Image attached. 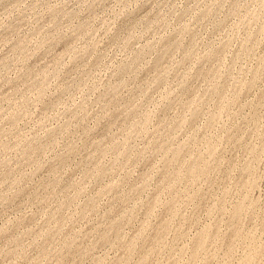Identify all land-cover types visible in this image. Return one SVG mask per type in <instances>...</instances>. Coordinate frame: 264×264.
I'll return each instance as SVG.
<instances>
[{
  "label": "rangeland",
  "instance_id": "374dc122",
  "mask_svg": "<svg viewBox=\"0 0 264 264\" xmlns=\"http://www.w3.org/2000/svg\"><path fill=\"white\" fill-rule=\"evenodd\" d=\"M262 8L264 0H0V264H264ZM158 145L181 161L163 163Z\"/></svg>",
  "mask_w": 264,
  "mask_h": 264
},
{
  "label": "bare ground",
  "instance_id": "6f19581e",
  "mask_svg": "<svg viewBox=\"0 0 264 264\" xmlns=\"http://www.w3.org/2000/svg\"><path fill=\"white\" fill-rule=\"evenodd\" d=\"M237 6H238V5H237ZM262 9H264V8H262ZM256 14H257V13H254V16H255ZM257 15H258V14H257ZM257 15H256V16H257ZM256 16H255V17H256ZM260 33H261V32H260ZM256 37H257V36H256ZM253 38H255V37L253 36ZM253 38H252V39H253ZM166 41H167V40H166ZM171 42H172V41H171ZM171 42H170V43H171ZM166 43H167V42H166ZM166 43H165V44H166ZM168 44H169V43H168ZM173 44L176 45V43H175V42L171 43L170 47H173L172 50H174V46H175V45L173 46ZM180 44H181V43H180ZM178 45H179V43H178ZM165 46L167 47L168 45H167V44L164 45V48H165ZM176 46H177V45H176ZM176 46H175V47H176ZM150 47H151V46H150ZM177 47H179V46H177ZM147 48H149V47H147ZM145 49H146V48H145ZM145 49L143 50L144 52H145ZM165 49H167V48H165ZM170 49H171V48H170ZM175 49H176V48H175ZM146 50H147V49H146ZM151 50H152V48H151ZM166 51H168V49H167ZM149 52H150V49H149ZM149 52H148V53H149ZM163 52H164V51H163ZM169 52H170V50L167 52V54H168ZM173 52H174V51H173ZM145 53H147V52H145ZM164 53H165V52H164ZM170 54H172V53L170 52ZM145 55H146V54H145ZM168 55H169V54H168ZM136 57H137V56H136ZM138 57H139V56H138ZM138 57H137V58H138ZM144 57H145V56H144ZM138 59H139V61H140V57H139ZM142 59H143V58H142ZM263 59H264V58H263ZM137 61H138V60L136 59V62H137ZM263 61H264V60H263ZM263 61H262V62H263ZM155 63H156V62H155ZM155 63H154V64H155ZM133 64H134V63H133ZM156 64H158V65H156L157 68H158L160 63H156ZM261 64L263 65L264 63H261ZM123 67H124V66H123ZM153 67H154V66H153ZM125 68H126V66L124 67V69H125ZM263 68H264V67H262V69H263ZM126 69H127V68H126ZM258 69H260V68H258ZM122 70H123V69H122ZM201 70H202V69H201ZM201 70H199V71H201ZM203 70H206V69L203 68ZM203 70H202L201 72H203ZM260 70H261V69H260ZM260 70H256V72H255L254 74H256L257 72L259 73ZM263 70H264V69H263ZM119 71H120V70H119ZM124 71H125V70H123L122 72H124ZM199 71H198V72H199ZM206 71H207V70H206ZM261 71H262V70H261ZM30 72H31V71H30ZM120 72H121V71H120ZM122 72H121V73H122ZM207 72H208V71H207ZM208 73H209V72H208ZM208 73H207V74H208ZM210 73H211V72H210ZM28 74H29V72H28ZM28 74H26V75L24 74V77L27 76ZM198 74H200V73H198ZM201 74H202V73H201ZM204 74H205V71H204ZM207 74H206V75H207ZM211 74H212V73H211ZM30 75H31V73H30ZM30 75H29V76H30ZM206 75H205V77L207 78L208 76H206ZM209 75H210V74H209ZM212 75H213V74H212ZM257 75H258V74H257ZM257 75H256V76H257ZM259 75H260V73H259ZM200 76H201V75H200ZM210 76H211V75H210ZM210 76H209V77H210ZM256 76L254 75V76L252 77V79H254V77L258 79V77H256ZM202 77H204V76H202ZM205 77H204V78H205ZM212 77H213V76H212ZM25 78H26V77H25ZM254 80H255V79H254ZM215 84H216V83H215ZM223 86L225 87V85L222 84V88H223ZM187 87H188V86H187ZM212 87L214 88V86H212ZM219 87L221 88V86H218V88H219ZM184 88H185V87H184ZM216 88H217V87H216ZM216 88H215V92H214V91H213V92L216 93V95H217V93H218V91L220 90V88L218 89V91H216ZM110 89H111V87H110ZM112 89H113V88H112ZM185 89H186V88H185ZM223 89H224V88H223ZM37 90H38V89H37ZM116 90H117V89H116ZM116 90L113 89L114 92H115ZM188 90H190V89H188ZM212 90H214V89H212ZM212 90H211L210 93H212ZM108 91H109V90H107V92H108ZM186 91H187V90H186ZM109 92H110V91H109ZM111 92H112V91H111ZM111 92H110V93H111ZM188 92H189V91H188ZM220 92H221V91H220ZM221 93H223V92H221ZM106 94H107V93H106ZM108 94H109V93H108ZM189 94H190V93H189ZM212 94H213V93H212ZM219 94H220V93H219ZM223 94H224V93H223ZM113 95H114V94H113ZM115 95H117V94H115ZM213 95H214V94H213ZM238 95H239V94H238ZM218 96H219V95H218ZM223 96H224V95H223ZM235 96H237V95H235ZM100 97L103 98V96H100ZM213 97H214V96H213ZM219 97H221V96H219ZM114 98H116V96H114L113 99H114ZM238 98H239V97L237 96V100H238ZM105 99H108V98H105ZM105 99H104V101H105ZM223 99H224V97H223ZM235 99H236V97H235ZM101 100H102V99H100V101H101ZM110 100H111V97H110ZM219 100H220L221 102H223L221 98H219L218 101H219ZM237 100H236V101H237ZM262 100H263V99H262ZM107 101H108V100H107ZM117 101H119V100H116V102H117ZM234 101H235V100H234ZM108 103H110V105L112 106L111 102H108ZM223 103H224V102H223ZM113 104H114V103H113ZM115 104H116V103H115ZM219 104H221V103H219ZM217 105H218V104H217ZM222 105H223V104H222ZM222 105H221L220 109H222ZM227 105H228V104H226V107H227ZM107 106H108V105H106V107H107ZM223 106H224V105H223ZM132 109H133V106H132ZM132 109H131V110H132ZM193 109L195 110V107H193ZM220 109H219V110H220ZM223 109H224V107H223ZM131 110H130V111H131ZM135 110H136V109H135ZM191 110H192V109H191ZM197 110H199L198 107H197L196 111H197ZM253 110H256V109H253ZM126 111H127V110H126ZM126 111H124V112H126ZM132 111H133V110H132ZM192 111H193V110H192ZM196 111H195V112H196ZM224 111H225V109H224ZM133 112H134V111H133ZM193 112H194V111H193ZM193 112H191V113H193ZM195 112H194L193 114H195ZM198 112H199V111H198ZM126 113H127V112H126ZM126 113H125V114H126ZM128 113L130 114V112H128ZM128 113H127L126 115H128ZM136 113H137V112H136ZM136 113H135V115H136ZM193 114H190V115H193ZM219 114H220V113H219ZM254 114H255V113H254ZM130 115H131V114H130ZM130 115H128V118H131V117H132V115H131V117H129ZM252 115H253V114H252ZM111 116H112V118L114 117V116L111 114V115H110V118H111ZM117 116H118V115H117ZM124 116H125V115H124ZM193 116H194V115H193ZM196 116H197V115H196ZM215 116H216V115H215ZM106 117H107V119H110V118H108L109 116H106ZM134 117H135V116H134ZM148 117H149V116H146V120H147ZM194 117H195V116H194ZM198 117H199V116H198ZM253 117H254V116H253ZM255 117H256V116H255ZM112 118H111V119H112ZM128 118H127V119H128ZM143 118H144V117H143ZM180 118H181V117H180ZM190 118L192 119L193 117H190ZM195 118H197V117H195ZM215 118L217 119V118H218V115H217V117H215ZM215 118H214V119H215ZM111 119H110V120H111ZM113 119H114V118H113ZM113 119H112V120H113ZM133 119H136V118H133ZM150 119H151V118L149 117L148 122H150ZM191 119H188V120H191ZM255 119H256V118H254V120H255ZM144 120H145V119H144ZM185 120H186V119H185ZM185 120L183 119V121H185ZM194 120H196V119H194ZM113 121H115V120H113ZM136 121H137V119H136ZM179 121H180V120H179ZM179 121H178V122H179ZM66 122H67V121H66ZM108 122H110V121L108 120ZM130 122H131V121H130ZM132 122H133V120H132ZM134 122H135V121H134ZM140 122H142V121H140ZM148 122H146V123L148 124ZM189 122H190V121H189ZM193 122H194V121H193ZM67 123H68V125H69V122H67ZM110 123H111V122H110ZM143 123H145V121H143L142 124H143ZM146 123H145V124H146ZM175 123H176V122H175ZM185 123L187 124L188 122L185 121ZM210 123H211L210 125L213 126L212 124L214 123V121H213V123H212V122H210ZM108 124H109V123H108ZM135 124L137 125V123H135ZM138 124H140V123H139V118H138ZM142 124H141V126H142ZM145 124L143 125V127H144V126H147V125H145ZM179 124H180V123H179ZM192 124H193V123H192ZM66 125H67V124H66ZM68 125H67V126H68ZM113 125H114V124L112 123V126H113ZM132 125L134 126V124H131V129H132ZM210 125H209V126H210ZM141 126H140V127L138 126V127H139V128H142ZM169 126H170V125H169ZM171 126H172V125H171ZM171 126H170V128L167 127V128H168V132H167V133H169V130L172 129ZM207 126H208V125H207ZM209 126H208V128H209ZM65 127H66V126H65ZM65 127H63V128H65ZM176 127H177V125H176ZM178 127L181 128L182 126H181V125H180V126L178 125ZM133 128H134V127H133ZM164 128H165V127H164ZM173 128H174V127H173ZM66 129H67V128H66ZM136 129H138V128H135L134 130L136 131ZM111 130H112V129H111ZM161 130H162V129H161ZM172 130H173V129H172ZM137 131H138V130H137ZM166 131H167V129L165 130V132H166ZM170 131H171V130H170ZM173 131H174V130H173ZM177 131H178V130H177ZM177 131H175V132H177ZM106 132H107V129H106ZM106 132H105V133H106ZM109 132H110V131H109ZM165 132H164V133H165ZM175 132H174V133H175ZM136 133H137V132H136ZM172 133H173V132H172ZM174 133H173V134H174ZM54 134H55V133H54ZM165 134H166V133H165ZM232 134H233V133H232ZM235 134H236V133H235ZM165 136H166V135H165ZM170 136H171V135L167 134V138H168V137L170 138ZM238 136H239V135H238ZM235 137H237V135H236ZM167 138H165V140H166ZM229 138H230L231 140L234 139V135H233L232 138L229 136ZM229 138H227V139H228L227 141H229ZM240 138H243V137H240ZM160 139H161V138H160ZM191 139H192V138H191ZM243 139H244V138H243ZM163 140H164V138H163ZM163 140H162V143L164 142ZM167 140L169 141V139H167ZM231 140H230V141H231ZM158 141H159V140H158ZM158 141L156 140V145H157V143L159 144L160 141H159V142H158ZM170 141H171V138H170ZM207 141H208V140H207ZM230 141H229V142H230ZM100 142H101V141H100ZM154 142H155V141H154ZM187 142H188V141H187ZM194 142H195V140H194ZM210 142H212V141H209V144L207 143V145L210 146V145H211ZM229 142H228V143H229ZM234 142H235V140H234ZM239 142H240V141H238V143H239ZM241 142H242V141H241ZM168 143H170V142H168ZM183 143H184V142H183ZM191 143H192V142H191ZM238 143H237V141H236V144H237V145H238ZM242 143H243V142H242ZM100 144H101V143H100ZM166 144H167V143H166ZM180 144H181V143H180ZM185 144H188V143H184V145L182 144L183 146H181V147L184 148V149L187 147V145H186V147H185ZM193 144H195V143H193ZM193 144H189V146H191V145H193ZM205 144H206V142H205ZM214 144H215V143H214ZM231 144H232V141H231ZM102 145H103V144H102ZM154 145H155V143H154ZM154 145H153V146H154ZM167 145H168V144H167ZM167 145H166V146H167ZM170 145H171V144H170ZM170 145H169V146H170ZM178 145H179V144H178ZM212 145H213V144H212ZM215 145H216V144H215ZM247 145H248V144H247ZM98 146H99V144H98ZM103 146H104V145H103ZM158 146H159V149H161L162 151L165 149V151H163V157H162V159L164 158V153H167L166 150L172 148V147H171V148H168V149H167V148H163V149H162V148H160V145H158ZM164 146H165V143L163 144V147H164ZM166 146H165V147H166ZM169 146H167V147H169ZM213 146H214V145H213ZM213 146H210V147L213 148ZM234 146H236V145H234ZM101 147H102V146H100V148L98 147L97 149L102 150ZM104 147H105V148H103V152L106 150V146H104ZM154 147H155V146H154ZM193 147H194V146H193ZM207 147H208V146H207ZM210 147H208V149H207V151H206V152H209V153L206 155V157H207V156L210 157L211 154H212V156L214 155L212 152H210V151H212V149H211ZM215 147H216V146H215ZM215 147H214V148H215ZM236 147H237V146H236ZM236 147H235V148H236ZM248 147H249V146H248ZM252 147H253V146H252ZM156 148H157V147H156ZM173 148H177V149H176L177 153H180V152H181L179 146H178V147L176 146V147H173ZM182 148H181V149H182ZM232 148H234V147H232ZM250 148H251V147H250ZM4 149H5V148H4ZM153 149H155V148H153ZM159 149H158V150H159ZM178 149H179V151H178ZM186 149H188V148H186ZM189 149H190V147H189ZM189 149H188V150H189ZM209 149H211V150L208 151ZM217 149H219V148H217ZM246 149H247V148H246ZM253 149H255V148L253 147ZM158 150H157V151H158ZM188 150H186V151L189 152ZM191 150H193V148H191ZM204 150H205V149H204ZM247 150H248V149H247ZM250 150H251V149H250ZM256 150H257V149H256ZM155 151H156V149H155ZM162 151H161V152H162ZM172 151L174 152L173 149H172ZM172 151L169 150V152H172ZM184 151H185V150H184ZM251 151H253V150H251ZM251 151H249V152H251ZM101 152H102V151H101ZM182 152H183V150H182ZM190 152H192V151H190ZM190 152H189V153H190ZM214 152H215V151H214ZM129 153L131 154V152H128V154H129ZM132 153H133V152H132ZM195 153L197 154V156L200 155V153H197V152H195ZM201 153H202V152H201ZM204 153H205V152H204ZM217 153H218V152H217ZM217 153H216V154H217ZM256 153H257V155H258V152H255V154H256ZM123 154H124V153H123ZM128 154L123 155V156H127ZM181 154H182V153H181ZM181 154L179 155V157L181 156ZM193 154H194V150H193ZM193 154H191V156H192ZM216 154H215V155H216ZM251 154H252V153H251ZM253 154H254V153H253ZM167 155H168V154H167ZM170 155H172V153H171ZM173 155H174V154H173ZM173 155H172V156H173ZM187 155L189 156L190 154L184 152V156H187ZM203 155H204V154H201V157H202ZM209 155H210V156H209ZM123 156H122V157H123ZM175 156H176V155H174V158H172V159H173V161H172V159L169 158V157H166V154H165V158H168V159H169V160L167 161V164H168V165H169L168 162L170 161V159H171L170 163H171V162H177V160H178L179 158L175 161ZM177 156H178V154H177ZM197 156L195 155V156H192L191 158H195V157L197 158ZM204 156H205V155H204ZM204 156H203V159H204ZM212 156H211L210 158L213 160ZM252 156H253V155H252ZM25 157H26V156H25ZM128 157H129V156H128ZM181 157H182V156H181ZM201 157H200V156L198 157L199 160H201ZM206 157H205V159H206ZM214 157H216V156H214ZM220 157H222V156H220ZM256 157H257V156H256ZM165 158L163 159V163H164V160H165V162H166V159H165ZM186 158H187V157H185V159H186ZM198 158H197V159H198ZM210 158H209V159H210ZM252 158H253V157H252ZM181 159H182V160H185L184 157L181 158ZM203 159H202V160H203ZM207 159H208V158H207ZM207 159H206V161H207ZM126 160H127V159H126ZM128 160H129V159H128ZM179 160H180V159H179ZM189 160H191V159L189 158L188 161H189ZM195 160H196V159H195ZM195 160H192V161H195ZM202 160H201V161H202ZM212 160H211V161H212ZM180 161H181V160H180ZM188 161L186 160V163H187ZM201 161H200V162H201ZM206 161H204V163H205ZM208 161H210V160H208ZM229 161H230V159L228 160V163H227V164H229ZM178 162H179V161H178ZM178 162H177V163H178ZM190 162H191V161H190ZM197 162H198V160H197ZM202 162H203V161H202ZM184 163H185V162H184ZM184 163H183V164H184ZM191 163H192V162H191ZM191 163H190V164H191ZM217 163H219V162H217ZM225 163H226V162H225ZM173 164H174V166H175L176 163H173ZM196 164H197V163H196ZM196 164H195V163H192L191 166H190V165H189V166L186 165L188 168H185L186 171L189 169V172H188L189 174H191L192 176H193V174H194V179H195V175H196L195 173H197V170H198ZM202 164H203V163H202ZM208 164H210V163L208 162ZM208 164H207V165H208ZM168 165H167V166H168ZM170 165H172V164H170ZM176 165H177V164H176ZM179 165H180V166H183L182 163H179ZM199 165H201V164L199 163ZM199 165H198V166H199ZM207 165H206V166H207ZM210 165H212V164H210ZM231 165H232V164H230V167H231ZM163 166H165V164H164ZM186 166H185V167H186ZM204 166H205V165H204ZM206 166H205V167H206ZM216 166H217V165H216ZM226 166H227V165H226ZM247 166H248V165H247ZM177 167H178V166H177ZM183 167H184V166H183ZM183 167H182V168H183ZM189 167H190V168H189ZM199 167L201 168V166H199ZM199 167H198V168H199ZM207 167H208V166H207ZM209 167H210V166H209ZM244 167H245V166H244ZM248 167H249V166H248ZM250 167H251V166H250ZM175 168H176V167H174V169H173V167H172L173 171L176 170ZM202 168H203V167H202ZM166 169L169 170V166H168V168L166 167ZM166 169H165V170H166ZM170 169H171V166H170ZM179 169H180V168H179ZM179 169H178V170H179ZM183 169H184V168H183ZM205 169H206V168H205ZM251 169H252V168H251ZM181 170H182V169H181ZM181 170H179V171L182 172ZM185 170H184V171H185ZM202 170H203V169H202ZM207 170H209V169H207ZM247 170H249V169H247ZM171 171H172V170H171ZM179 171H177V172L174 171V172H176V174H177ZM199 171H200V169H199ZM174 172H173V173H174ZM180 172H179V173H180ZM202 172H205V171H201L200 174H199V176H201ZM208 172H209V171H208ZM250 172H251V170H250ZM250 172H249V175L247 174V176H249V178H248L249 180H246V179H245V178H247L246 175H245L246 177L243 176V179H245L246 181H250V180H251L250 177L252 178V176H250ZM162 173H164V170H163ZM182 173H183V172H182ZM182 173H181V174H182ZM243 173H244V171H243ZM251 173H252V172H251ZM181 174H180V175H181ZM208 174H210V173H208ZM89 175H90V174H89ZM163 175H165V174H163ZM167 175H168V172H167ZM182 175H183V176H184V175H187V172H186V174L184 173V174H182ZM191 175H189V176L187 175L188 179H189V177H191ZM205 175H207V174L204 173V178H206V177L209 178V177H208L209 175H207L206 177H205ZM251 175H252V174H251ZM161 176H162V175H161ZM168 176H169V175H168ZM171 176L173 177V175H171ZM183 176H182V177H183ZM197 176H198V173H197ZM240 176L242 177V173H241ZM100 177H101V176H100ZM146 177H147V176H145V179H146ZM164 177H165V178H163V180H165V179L167 180V179H169L170 176H169V177H166V175H165ZM174 177H175V175H174ZM241 177H239V178H241ZM244 177H245V178H244ZM176 178H178V177H176ZM176 178H174L175 181H176ZM185 178H186V177H185ZM191 178H192V177H191ZM191 178H190V179H191ZM199 178H201V177H199ZM142 179H143V178H142ZM147 179H148V178H147ZM181 179H183V178H181ZM186 179H187V178H186ZM186 179H185V181H186ZM192 179H193V178H192ZM192 179H191V182H195V180L193 179V180H194V181H193ZM210 179H211V178H210ZM143 180H144V179H143ZM166 180H165V181H162L163 183L161 182V184H164V182L166 183ZM169 180H170V179H169ZM169 180H168V181H169ZM172 180H173V179H172ZM178 180L180 181V179H178ZM198 180H199V179H198ZM198 180H197V177H196V181H198ZM211 180H213V179H211ZM211 180H209V181H211ZM241 180H242V179H241ZM252 180H253V179H252ZM54 181H55V180H54ZM168 181H167V182H168ZM187 181H188V180H187ZM243 181H244V180H243ZM145 182H146V181H145ZM176 182H177V181H176ZM183 182H184V179H183ZM239 182H240V180H239ZM170 183H172V181H170ZM173 183H174V180H173ZM173 183H172V184H173ZM178 183L180 184V182H178ZM178 183H177V186L175 185L176 187H178V185H179ZM211 183H212V182H211ZM244 183H245V185H246V182H245V181H244ZM247 183H249V182H247ZM251 183H252V181H251ZM251 183H250V184H251ZM167 184H169V183H167ZM172 184H171V185H172ZM181 184H182V183H181ZM187 184H188V183H187ZM194 184H195V183H194ZM212 184H213V183H212ZM240 184H241L242 186L244 185L243 182L240 183ZM250 184H249V185H250ZM146 185H147V184H146ZM146 185H145V186H146ZM165 185H166V184H164L162 187H165ZM190 185H191V184H190ZM115 186H116V184H115ZM139 186L142 187L143 185H139ZM175 186H174V185H173V186H170V184H169V187H170L169 189L171 190V188H172V187L175 188ZM247 186H248V185H246V187H247ZM132 187H134L133 189H135L136 186H132ZM132 187H131V188H132ZM166 187H167V186H166ZM248 187H249V186H248ZM116 188H117V187H116ZM116 188L113 187L111 190L116 189ZM139 188H140V187H139ZM160 188H161V187H160ZM178 188H180V187H178ZM201 188H202V187H201ZM136 189H138V188H136ZM144 189H145V188H143V189H141V190L143 191ZM176 189H177V188H175V190H176ZM197 189H198V188H197ZM109 190H110V189H109ZM131 190H132V189H131ZM139 190H140V189H139ZM198 190H199V189H198ZM116 191H117V190H116ZM137 191H138V190H136V191H132V193L135 194V192H137ZM142 191H141L140 193H142ZM160 191H161V190H160ZM172 191H173V190H171V192H172ZM200 191H201V190H200ZM211 191H212V190H211ZM114 192H115V190H114ZM173 192H174V191H173ZM112 193H113V191H112ZM130 193H131V192H129V194H130ZM140 193H138V194H140ZM101 194H102V193H101ZM129 194H128V195H129ZM175 194H176V193H175ZM196 194H197V193H196ZM196 194H193V195L195 196ZM198 194H199V193H198ZM205 194H206V193H205ZM17 195H18V193H17ZM33 195H34V194H33ZM121 195H122V194H121ZM121 195H120V196H121ZM128 195H127V196H128ZM131 195H132V194H131ZM172 195H173V194H172ZM172 195H170L171 198H172ZM120 196H119L118 199H120ZM122 196H123V195H122ZM124 196H125V194H124ZM175 196H176V195H175ZM198 196H200V195H198ZM202 196H203V195H201V197H199V198L203 199ZM130 197H131V198H134V197H132V196H130ZM130 197H129V198H130ZM125 198H126V197H125ZM135 198H136V197H135ZM157 198H158V197H157ZM174 198H175V197H173V199H174ZM191 198H193V197L191 196ZM195 198H196V197H195ZM243 198H244V197H243ZM243 198H242V199H243ZM245 198H246V197H245ZM121 199H122V198H121ZM123 199H124V198H123ZM123 199H122V200H123ZM137 199H138V198H137ZM155 199H156V198H155ZM155 199H154V200H155ZM124 200H125V199H124ZM126 200H128V199H126ZM156 200H157V199H156ZM158 200H160V198H159ZM169 200H170V199H169ZM174 200H175V199H174ZM174 200H171V202L165 200V202H163V203L166 204V201H167V203H168V202H169V203H172V202H174ZM189 200H190V199H189ZM193 200H194V199H193ZM196 200H197V199H196ZM196 200H195V201H196ZM203 200H204V199H203ZM220 200H222V199H220ZM92 201H93V200H91V201H89V202L91 203ZM197 201H198V200H197ZM63 202H64V203L67 202L68 204L71 203V202H68V201H66V202L63 201ZM93 202H94V201H93ZM150 202L153 203L152 201H150ZM156 202H157V201H156ZM198 202H199V201H198ZM67 203H66V204H67ZM147 203H149V202H147ZM158 203H159V202H158ZM158 203H157V204H158ZM202 203H203V201H202ZM241 203H242V202H241ZM246 203H247V202H246ZM246 203H244V204L246 205ZM66 204H64V205H66ZM88 204H89V203H88ZM149 204H150V203H149ZM244 204H243V205H244ZM252 204H253V203H252ZM252 204H249V207H246V206H245V207H246V208H250V205H252ZM64 205H61V206H64ZM89 205L92 206V204H89ZM89 205H88V206H89ZM143 205H144V204H143ZM145 205H146V203H145ZM145 205H144V206H145ZM155 205H156V204L154 203V206H155ZM158 205H159V204H158ZM162 205H163V204H162ZM169 205H170V204H169ZM169 205H168V206L166 205V206L168 207V208H166V209H168L167 211H169V209H170V208H169ZM172 205H174V203L171 204V206H172ZM201 205H202V204H200V206H201ZM93 206H94V205H93ZM146 206H148V204H147ZM163 206H164V205H163ZM163 206H162V207H163ZM204 206H205V205H204ZM220 206H221V205H220ZM220 206H219V207H220ZM234 206H235V205H234ZM252 206H253V205H252ZM252 206H251V208H252ZM67 207H68V206H67ZM238 207H239V205H238ZM238 207H237V208H238ZM241 207H242V206H241ZM241 207H240V209H241ZM243 207H244V206H243ZM245 207H244V208H245ZM253 207H254V206H253ZM135 208H136V207H135ZM148 208H149V206H148ZM154 208H155V207H154ZM164 208H165V207H163V209H164ZM133 209H134V208H133ZM150 209H151V208H149V210H150ZM171 209H173V208H171ZM240 209L238 208V209H236V211H237V210L239 211ZM134 210H136V209H134ZM147 210H148V209H147ZM147 210H146V212L148 213ZM152 210H153V208H152ZM152 210H151V211H152ZM232 210H233V209H232ZM165 211H166V210H165ZM167 211H166V212H167ZM171 211H172V210H171ZM131 212H132L131 214H128V213H130V212L127 213V214H128V217L125 216V220H126L127 218H129V219L131 220V218H130L129 216L132 215V214L134 213L133 211H131ZM136 212H137V211H136ZM136 212H135V213H136ZM166 212H165V213H166ZM172 212H173V211H172ZM232 212H233V214H234V211H232ZM151 213H152V212H150V214H151ZM165 213H164V215H167V214H165ZM169 213H170V212H169ZM148 214H149V213H148ZM150 214H149V215H150ZM230 214H231V213H230ZM236 214H238V213H236ZM250 214H251V213H250ZM123 215H124V214H123ZM123 215H120V216H123ZM133 215H134V218H135L136 215H135V214H133ZM133 215H132V216H133ZM234 215H235V214H234ZM234 215H233V216H234ZM231 216H232V215H231ZM244 216H246V215H244ZM123 217H124V216H123ZM164 217H165V216H164ZM164 217H162V218H164ZM239 217H240V216H239ZM241 217H243V216L241 215ZM252 217H253V215H252ZM116 218H117V217H116ZM120 218H122V217H120ZM120 218H118V221L115 222V223H114V221H113V226H112L113 231H116V232H117V230H118V228L120 227V225L122 226L121 223H122L123 221H125V220H123V221L120 223V221H119ZM162 218H161V220H162ZM230 218H231V217H230ZM234 218H235V216L233 217V219H234ZM249 218H251V217L249 216ZM114 219H115V218H114ZM240 219H241V218H240ZM116 220H117V219H116ZM121 220H122V219H121ZM165 220H166V218H165ZM235 220H236V219H235ZM127 221H128V220H126L125 222H127ZM230 221H232V220H230ZM22 222H24V221H22ZM128 222H130V221H128ZM166 222H168V221H167V220H166L165 222L163 221V225H166V224H165ZM232 222H233V221H232ZM237 222H239V220H238ZM145 223H146V222H145ZM147 223H148V222H147ZM161 223H162V221H161ZM240 223H241V222H240ZM240 223H238V225H239ZM61 224H62V223H61ZM110 224L112 225V223H110ZM143 224H144V222H143ZM230 224H231V223H230ZM233 225H234V224H233ZM238 225H237V226H238ZM109 226H110V225H109ZM109 226H108V228L111 227V226H110V227H109ZM144 226H145V225H144ZM144 226H143V227H144ZM146 226H147V225H146ZM158 226H159V229L161 228V230H163V229H162L163 227H160V226H162V224L160 225V223H159ZM169 226H170V224H169ZM169 226H168V227H169ZM210 226H211V225H210ZM211 227H212V226H211ZM234 227H235V226H234ZM240 227H241V226H240ZM120 228H122V227H120ZM120 228H119V230H122V229H120ZM166 228H167V226H166ZM209 228H210V227H209ZM213 228H214V227H213ZM112 229H111V230H112ZM159 229H158V230H159ZM164 229H165V226H164ZM168 229H170V228H168ZM211 229H212V228H210V229H208V230H211ZM238 229H239V227H238ZM108 230H109V229H108ZM111 230H110V231H111ZM154 230H155V229H154ZM202 230H204V229H202ZM216 230H217V229H216ZM155 231H156V234L159 235V232H160V231H157V229H156ZM163 231H165V230H163ZM167 231H168V230H167ZM206 231H207V230H206ZM211 231H212V230H211ZM239 231H240V229H239ZM105 232H106V231H104V232H102V233H105ZM116 232H115V233H116ZM120 232H121V231H120ZM120 232L118 231V232H117L118 235H117V236L115 235V236H116V239H117V237L119 236V234L121 235ZM161 232H162V231H161ZM203 232H204V231H203ZM203 232H202V233H203ZM208 232H209V231H208ZM212 232H214V231H212ZM234 232H235V230H234ZM237 232H238V231H237ZM111 233H112V232H111ZM117 233H116V234H117ZM164 233H166V232H164ZM199 233H201V232H199ZM199 233H198V234H199ZM238 233H240V232H238ZM108 234L110 235L109 231H108L107 235H108ZM138 234H140V233H138ZM156 234H155V235H156ZM204 234H205V233H204ZM206 234H207V236H208V233H207V232H206ZM213 234H214V233H213ZM215 234H216V232H215ZM226 234H227V233H226ZM229 234H230V233H229ZM232 234L234 235L233 231H232V233H231L230 236H232ZM46 235H47V234H46ZM100 235H101V234H100ZM105 235H106V234H105ZM107 235H106V236H107ZM151 235H152V234H151ZM153 235H154V233H153ZM161 235H163V236H160V237H163V238H164V234H161ZM113 236H114V235H113ZM205 236H206V235H205ZM213 236H214V235H213ZM215 236H216V235H215ZM224 236H225V234H224ZM237 236H239V234H238ZM240 236H241V235H240ZM248 236H249V235H248ZM49 237H50V236H49ZM49 237H48V238H49ZM104 237H105V236H104ZM104 237H103V238H104ZM108 237H109V239H107V240H110V236H108ZM141 237H142V234H141ZM150 237H151V236H149V238H150ZM157 237H159V236H157ZM199 237H200V238H199ZM199 237H198L199 239L197 240V242H195L196 244L200 241V239H202V240L204 241V238H202L201 235H200ZM216 237H217V236H216ZM216 237H214V238H216ZM227 237H228V235H227ZM1 238H2V237H1ZM48 238L46 239V237H45L46 240H48ZM97 238H98V237H97ZM101 238H102V235H101ZM111 238H112V236H111ZM120 238H121V237H120ZM135 238H136V237H135ZM135 238L133 237V239H134L133 242L136 243L137 241H135ZM149 238H147V239H149ZM153 238L155 239V236H154ZM195 238H196V237H195ZM208 238H210V232H209V237H208ZM211 238H212V234H211ZM214 238H212V239H214ZM225 238H226V237H225ZM230 238H231V237H230ZM232 238H233V237H232ZM248 238H250V237H248ZM98 239H99V238H98ZM112 239H113V238H112ZM116 239H115V240H116ZM138 239H139V238H138ZM147 239H146V240H147ZM150 239H151V238H150ZM157 239L159 240V239H161V238H157ZM196 239H197V238H196ZM196 239H194V241H196ZM205 239H206V243H207V237H206ZM212 239H209V240H212ZM102 240H103V239H102ZM102 240H101V241L99 240V241H100V242H99L100 244L102 243ZM117 240H118V239H117ZM117 240H116V241H117ZM136 240H137V239H136ZM229 240H230V239H229ZM233 240H234V239H233ZM97 241H98V240H97ZM131 241H132V240H131ZM149 241H150V240H149ZM149 241H148V242H149ZM155 241H156V239H155ZM161 241H163V240H161ZM203 241H202V243H203ZM212 241H213V240H212ZM224 241H225V239H224ZM227 241H228V240H227ZM104 242H105V241H104ZM104 242H103V243H104ZM109 242H110V241H109ZM111 242H112V240H111ZM208 242H209V241H208ZM228 242H229V241H228ZM235 242H236V238H235ZM129 243H131V242H129ZM135 243H133V244H135ZM151 243H152V245H153L155 242L153 243V241H152V242L150 241L149 244L151 245ZM157 243H158V245H160V247L163 245V243H162V245H161L158 241H157ZM204 243H205V241H204ZM225 243H226V242H225ZM230 243H231V242H230ZM230 243H226V244L229 245ZM232 243H233V242H232ZM232 243H231V244H232ZM107 244H108V242H107ZM126 244H128V243H126ZM196 244H195V246H196V248H197V245H196ZM199 244L202 245L201 243H199ZM231 244H230V245H231ZM233 244H234V243H233ZM130 245H131V244H130ZM130 245H129V246H130ZM136 245H137V244H136ZM155 245H156V244H154L152 247L154 248ZM200 245H199V249H200ZM203 245H204V244H203ZM203 245H202V246H203ZM206 245H207V244H206ZM65 246H66V245H65ZM131 246H132L133 248H137V247H134V245H131ZM131 246H130V248H132ZM144 246H145V245H144ZM195 246H194V248H193V246H192V248H193V249H196ZM202 246H201V248H202ZM66 247H67V246H66ZM125 247H126V246H125ZM145 247L147 248L148 246H145ZM149 247H150V246H149ZM160 247H159V248H160ZM133 248H132V249H133ZM153 248H149L150 251H151V249H153ZM42 249H43V248H42ZM126 249H127V248H126ZM154 249L156 250L157 247H155ZM227 249H228V248H227ZM229 249H230V248H229ZM229 249H228V250H229ZM134 250L137 252L136 249H134ZM146 250H147V249H146ZM146 250H145V251H146ZM196 250H197V249H196ZM124 251H125V248H124V250H123V253L126 252V251H125V252H124ZM127 251H128V249H127ZM135 251H132V253L135 252ZM139 251H140V250H139ZM139 251H138V252H139ZM147 251H148L147 253H148V255H149V250H147ZM151 252H152V251H151ZM151 252H150V253H151ZM153 252H154V251H153ZM192 252H193V250H192ZM196 252H197V251H196ZM199 252H200V251H199ZM203 252H204V251H203ZM203 252H202V253H203ZM228 252H229V251H228ZM253 252H254V251H253ZM253 252H252V254H250L251 256H249L250 259L252 258ZM263 252H264V251H263ZM263 252H262V254H263ZM10 253H12V252H10ZM10 253H9V254H10ZM126 253H127V252H126ZM132 253H131V254H132ZM140 253H141V252H140ZM142 253H144V251H142ZM154 253H155V252H154ZM231 253H232V252H231ZM250 253H251V252H250ZM12 254H13V253H12ZM128 254H130V253L128 252ZM128 254H127V256H129ZM144 254H145V253H144ZM144 254H143V255H144ZM194 254H195V251H194ZM197 254H198V253H197ZM246 254H247V253H246ZM246 254H245V256H246ZM254 254H255V253H254ZM10 255H11V254H10ZM125 255H126V254H125ZM125 255L123 256V259H126V258H125ZM139 255H140V254H139ZM146 255H147V254H146ZM148 255H147V256H148ZM152 255H153V254H152ZM199 255H200V254H199ZM259 255H260V253H259ZM259 255L255 256V258H256V257H261V256H259ZM147 256H146V258L149 257V256H148V257H147ZM196 256H198V255H196ZM201 256H202V254H201ZM210 256H211V255H210ZM227 256H228V255H227ZM142 257H145V255H144V256H141V258H140L141 260L143 259ZM194 257H195V256H194ZM199 257H200V256H199ZM199 257H198V259H199ZM146 258H145V259H146ZM204 258H205V257H204ZM206 258H207V257H206ZM229 258H230V257H229ZM253 258H254V257H253ZM255 258H254V259H255ZM128 259H129V258H128ZM140 259H139V260H140ZM195 259H196V258H195ZM195 259H194V260H195ZM200 259L202 260V258H200ZM225 259H226V258H225ZM141 260H140V262H138V263H141ZM143 260H144V259H143ZM228 260H229V259H228ZM116 261H117V260H116ZM123 261H124V260H123ZM125 261H127V259H126ZM125 261H124V262H125ZM226 261H227V259H226ZM229 261H230V260H229ZM98 262H99V261H96V264H97ZM100 262H101V263H99V264H102V260H101ZM104 262H105V261H103V264H104ZM124 262H123V263H124ZM243 262H244V261H243ZM250 262H251V261H250ZM93 263L95 264V262H93ZM117 263H119V262H117ZM144 263L146 264V261H145V262L143 261L142 264H144ZM148 263H149V262H148ZM241 263H242V262H241ZM110 264H111V263H110ZM113 264H114V263H113ZM120 264H121V263H120ZM242 264H243V263H242ZM246 264H247V262H246ZM248 264H249V263H248Z\"/></svg>",
  "mask_w": 264,
  "mask_h": 264
}]
</instances>
